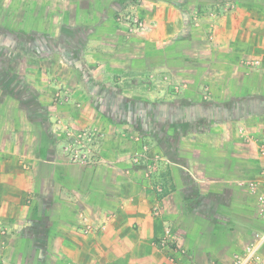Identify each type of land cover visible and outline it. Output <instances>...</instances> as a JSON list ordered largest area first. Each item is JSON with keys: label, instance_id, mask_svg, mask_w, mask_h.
<instances>
[{"label": "crops", "instance_id": "obj_1", "mask_svg": "<svg viewBox=\"0 0 264 264\" xmlns=\"http://www.w3.org/2000/svg\"><path fill=\"white\" fill-rule=\"evenodd\" d=\"M70 2L71 12L60 0L42 13L27 5L14 44L0 38V264H233L264 231L241 184L262 166L250 139L264 133V64L247 61L264 58V0ZM124 9L152 29L127 31ZM58 71L70 86L61 102ZM163 71L188 96L168 95L147 116L164 160L146 178L124 135L141 127L92 104L115 103L122 74L137 86L134 76ZM57 119L102 127L95 162L68 159Z\"/></svg>", "mask_w": 264, "mask_h": 264}, {"label": "rangeland", "instance_id": "obj_2", "mask_svg": "<svg viewBox=\"0 0 264 264\" xmlns=\"http://www.w3.org/2000/svg\"><path fill=\"white\" fill-rule=\"evenodd\" d=\"M70 1L75 2L76 0H60L62 4H64V2H67L68 4L67 9L69 10V12H71L72 9L74 10L75 8V7L73 8L70 7L71 4ZM101 1L103 2V0ZM52 2H54V0H0V38L2 39V37H6V40L4 41L14 44L15 36H18V34H20V29L22 28L21 26L23 25L20 22L21 11H24L26 6L28 5L29 6L28 9L29 10L33 9L32 10L33 13L37 12L39 8H40V13H42V10L44 9V5L46 3L52 4ZM38 5L40 6L39 8L37 7ZM46 9L49 10L50 12H54L53 11L54 7L52 6H47ZM129 12H131L130 9L126 11L124 9L122 14L125 17ZM5 16H7L6 18L7 20L3 21V18ZM118 17L120 18L121 15L117 16V20L119 19ZM126 28L127 31H129L127 25ZM69 37H70V33L67 31L65 33L64 39H61V42L66 43V39H68ZM63 49L64 50L62 52L64 53V57L65 59L68 60L70 57L69 55L70 47L63 44ZM167 72L165 71H163L162 73L156 72L151 76L149 74L144 73L142 76H139V78L134 76L133 78H135V82L139 80V84L137 86L133 84L134 82L132 79V75H129L128 78H125L126 76L122 74V76H120L118 83H116V81L112 83V86H115L112 87L114 90L112 91L113 92L112 94L114 96L115 103H109L108 105H106L104 101L99 100L94 102V104H92L96 108L98 107L97 109L99 110H106L107 108L106 106H109L110 111L113 110V109L111 110L110 108H114V109L116 108L118 109V114L119 115L122 114L121 117L123 118L125 117L126 121L129 120L133 121V123L135 124L134 126L141 127V128L134 127L136 130L135 132L134 131L132 133L125 132L124 135L126 137L129 136L135 142L136 144L135 148L129 154V157L131 162H133L134 164L144 165L146 178L147 177L149 178V175L151 176L152 174L155 173V170L161 166L162 163L160 162L163 159L162 152L156 147L158 143L161 142L162 144V139L157 135L152 136L150 132H148V129L154 127V125L153 123L152 124L150 122L148 123L147 116L150 114L151 110L155 106H158V104H165L164 102L166 101L168 102L169 100L168 95H172V97L175 96L177 98H184L188 96L184 90L181 91V89L178 86H176V83L173 81L170 75H167L168 74ZM77 73H78L77 77L81 81L82 78L80 77V73L79 72ZM63 74L65 75V77L62 78ZM189 76L192 77L191 74ZM97 77H94L93 79L91 78L92 80L89 79V83H90L89 87L92 88V91L93 90L95 91L93 93L98 95L97 90L99 89V87L97 86V80H96ZM59 78L62 79L60 80L61 82L58 84ZM66 78H67V74L60 71H58L55 78H53L50 85H52L53 83L57 84L56 87H54L55 91L54 90L51 91V94L53 93L52 96L54 95L53 97H55L56 94L60 92L63 93H66L67 91L70 92L69 90L70 86L68 87L67 85L62 83L63 82L62 80L66 81ZM102 80L104 79L102 78ZM83 88L84 91L87 92V88L85 87V85L83 86ZM79 105L82 106L83 104L80 103ZM135 121H137L138 124H136ZM161 123H163V121ZM66 126H68L67 123H64L61 119H57V128L65 129ZM87 128H96L100 131H103L100 125L98 126L92 125ZM67 157L70 160L69 155ZM255 162H257V160L256 161L254 160V166L256 167H258L262 163L261 161H259L260 162L259 164L258 163L255 164ZM72 163L86 165L82 163H74V162Z\"/></svg>", "mask_w": 264, "mask_h": 264}, {"label": "built area", "instance_id": "obj_3", "mask_svg": "<svg viewBox=\"0 0 264 264\" xmlns=\"http://www.w3.org/2000/svg\"><path fill=\"white\" fill-rule=\"evenodd\" d=\"M121 21H123L129 28L130 32L141 33L149 32L154 22H148L142 19L135 11H131L127 16L121 14ZM264 64V58L252 59L247 61V65L250 66H262ZM68 98V94L60 92L54 97L56 102H61ZM64 133L69 141L65 145V151H67L70 160L74 163L91 164L97 160V144L101 138L104 137V133L96 128L87 129H75L72 126L66 127ZM255 142L258 148L259 157L262 160V166L259 174L251 179L243 181L241 184L246 187L248 195L254 198L256 202V209L258 216L264 220V133L256 138H251L250 141ZM158 191L161 188L158 187ZM154 214L159 216L161 214L160 208L154 210ZM95 226L88 224L86 231H94ZM1 234L4 233L3 229H0ZM171 229L166 228L164 236L156 242L159 247H164L171 242ZM264 246V231L258 232L254 240L249 243L244 252L236 256L233 264H264V259L261 255V250Z\"/></svg>", "mask_w": 264, "mask_h": 264}]
</instances>
